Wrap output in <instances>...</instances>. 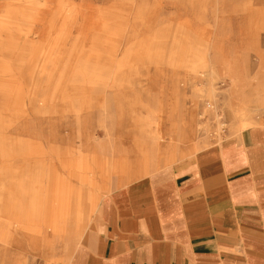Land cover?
<instances>
[{
  "label": "rangeland",
  "instance_id": "1",
  "mask_svg": "<svg viewBox=\"0 0 264 264\" xmlns=\"http://www.w3.org/2000/svg\"><path fill=\"white\" fill-rule=\"evenodd\" d=\"M212 94L226 126L206 134L223 122L201 117L185 150L234 133L244 106L264 124V0H0V264H67L94 210L52 234L35 206L59 180L99 200L194 154L132 173L136 144L196 121ZM115 158L129 175L108 173Z\"/></svg>",
  "mask_w": 264,
  "mask_h": 264
},
{
  "label": "crops",
  "instance_id": "2",
  "mask_svg": "<svg viewBox=\"0 0 264 264\" xmlns=\"http://www.w3.org/2000/svg\"><path fill=\"white\" fill-rule=\"evenodd\" d=\"M210 99L196 121L173 122L167 132L154 134L148 149L136 144L131 164L137 169L132 173L145 174L169 157L198 150L197 142L193 151L183 146L200 137L201 117L215 121L218 114L226 123L216 96ZM248 112L245 106L243 112L237 109L238 121L229 126L234 133L219 143L119 186L99 200L59 180L54 203L45 205V212L44 204L35 206L30 215L41 220L43 231L48 227L58 234L65 227L79 228L94 210L67 264H264V124L249 126ZM241 123L249 125L237 129ZM205 130L220 132L215 123ZM113 161L107 163L108 173H131L129 163L117 158L114 170ZM91 177L84 183L91 186Z\"/></svg>",
  "mask_w": 264,
  "mask_h": 264
},
{
  "label": "bare ground",
  "instance_id": "3",
  "mask_svg": "<svg viewBox=\"0 0 264 264\" xmlns=\"http://www.w3.org/2000/svg\"><path fill=\"white\" fill-rule=\"evenodd\" d=\"M247 125H249V123H241L239 126H237L236 128L238 129V128H244V127H246ZM225 127L226 126V123H216L215 124V127H216V129L218 130L220 127ZM8 232V231H7ZM5 243V242H4Z\"/></svg>",
  "mask_w": 264,
  "mask_h": 264
}]
</instances>
